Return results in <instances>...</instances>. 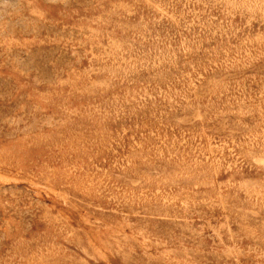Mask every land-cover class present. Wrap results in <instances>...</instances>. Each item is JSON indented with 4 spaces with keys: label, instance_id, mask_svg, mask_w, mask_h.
<instances>
[{
    "label": "rangeland",
    "instance_id": "374dc122",
    "mask_svg": "<svg viewBox=\"0 0 264 264\" xmlns=\"http://www.w3.org/2000/svg\"><path fill=\"white\" fill-rule=\"evenodd\" d=\"M0 264H264V0H0Z\"/></svg>",
    "mask_w": 264,
    "mask_h": 264
}]
</instances>
